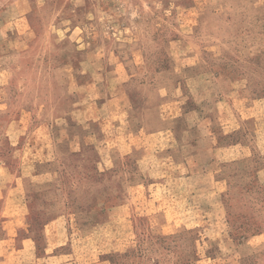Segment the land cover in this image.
Segmentation results:
<instances>
[{
	"label": "rangeland",
	"instance_id": "374dc122",
	"mask_svg": "<svg viewBox=\"0 0 264 264\" xmlns=\"http://www.w3.org/2000/svg\"><path fill=\"white\" fill-rule=\"evenodd\" d=\"M252 3L263 5L254 16L263 17L264 0ZM230 17L231 0H0V64L7 72L3 79L7 114L0 117V264H110L112 254L129 250L133 252L117 264H192L207 259L208 229L214 226L222 228L227 238L230 232L233 239L211 240L210 253L222 254L215 264H239L232 245L243 236L260 237L248 245L262 246L248 251L241 264H264V36L258 19L250 34L232 33L231 44ZM236 38L244 42L235 44ZM8 54L13 58L5 61ZM116 68L127 79L124 85L115 80ZM88 82L95 88L78 89L79 83ZM163 86L169 92L166 99ZM87 92L91 101L100 96L106 105L90 126L94 141L76 151L77 157L59 161L51 186L27 194L20 168L27 161L24 174H29L37 162V127L52 121L53 127L61 128L74 122L78 116L71 114L72 105ZM181 93L187 102L198 104L190 108H201L199 117L189 122L204 134L198 147L205 150L199 157L203 170L186 175V168L156 159L154 152L167 144L153 140L164 135L147 138L150 149L145 161L116 157L107 168L109 157L102 142L110 131L108 117H119L117 109L131 107L133 121L152 125L157 123L158 107ZM236 96L248 108L235 105L230 124L224 125L216 104H227ZM10 125L15 133L7 137ZM159 127L163 126L150 129ZM171 128L181 141L184 121ZM194 131L187 135L195 136ZM54 135L59 149L65 135ZM142 143L137 160L143 155ZM179 155L174 157L177 162ZM69 164L78 166L70 170L86 182L85 169L107 172L106 184L123 203L108 210L90 233H77L74 221L63 216L64 238L47 250L41 230L55 206L47 209L46 201L50 196L67 200L63 167ZM141 169L144 185L129 188V177ZM163 197L177 200L184 228L180 235L158 236L149 230L147 218L156 214L155 203ZM70 209L75 211L74 206ZM161 221L151 223L158 226ZM160 237L173 239L157 241Z\"/></svg>",
	"mask_w": 264,
	"mask_h": 264
},
{
	"label": "crops",
	"instance_id": "0c3cea01",
	"mask_svg": "<svg viewBox=\"0 0 264 264\" xmlns=\"http://www.w3.org/2000/svg\"><path fill=\"white\" fill-rule=\"evenodd\" d=\"M262 6H260L259 4L253 5L252 0H231V44L232 40H234L232 37V33L234 35L250 34L251 30H254V27L258 26V19H261L259 28L261 36H264V16H259L260 18L254 17L257 16L255 14H258L263 10ZM252 13H254V15ZM243 42V39H235V44L241 45V43ZM252 43L255 44V42L252 41L247 42V44L249 45H252ZM12 58L13 56L10 54L5 61H10ZM2 65L3 64H0V117L7 114V84L3 81L4 78L5 80L7 79V72L5 67H2ZM191 69L192 68H188V70ZM114 71L115 74H117V77H115L117 83H120V85H124L127 79L124 78L123 72L118 68H116V70ZM90 86L95 88L96 85L89 82L87 84L79 83L77 85L78 89H83L84 91H88L87 89H90ZM160 89H163L165 91L163 95L164 98H168L169 92L167 88L163 86ZM176 91H179V88L176 89ZM242 92L244 91L242 90L241 93ZM234 94L237 95V92H234ZM81 97L83 98L82 104L78 101ZM179 97L182 98L179 99ZM179 97L177 96V100L175 101L165 100V103L158 107V116L156 120L157 123L155 121L152 123V125L155 126L160 124L163 126L159 127L158 129L152 128L153 130H151L150 128L152 125L146 120H140L139 122L133 121L134 118L131 117V107L123 106L121 109H117L116 114H118L119 117L114 118L112 116H109L106 120L108 122V126L106 127L109 128L110 131L104 137L102 142L109 157V166L107 168L110 169L118 157L126 158L135 162L145 161L147 158H149L150 149L149 140L147 138L156 136L160 137L164 135V137L162 138H156L153 140L157 145H160V143L167 144L164 148H160L159 146L158 149L160 150L154 152V157L156 159L160 160V162H169L170 165H174L178 168H186V175H189V173L193 174L194 172L196 173L202 171L205 165L200 162L199 157L205 153V150L204 148L198 147H200V145L204 141V134L198 128V126H195L194 124H191L189 122L192 120L189 118H192L193 116L199 117L201 108H190L189 106L194 105L195 101L192 100L193 104L192 101L187 102L188 99L183 96L182 93ZM94 99L95 100L91 101L88 92L85 95H79L77 101L75 100V103H73V108L71 110V114L76 117L78 116V118H75L76 121L75 119H73L74 122L67 124L65 127L55 128L53 127L52 123L54 122L52 121L50 124L43 122L37 127V136L35 138V143L38 148L37 150L35 149V155L36 157H38V159L36 160L37 162L35 164H32L34 169H32L29 174H24V172H27V167L24 168V165L28 166L27 161L25 162V160H23V167L20 168L19 179L22 187L25 189V192L27 194L32 192H40L44 190V186H51L52 182L58 175L57 172L59 161L65 156L76 153V151H78L82 146L87 145L90 141H94L92 139L93 135L89 134V130H91L90 126H92L94 120H96L94 116L101 114L103 109H105L106 107L104 101L101 103V99L104 98H101L99 96ZM243 99L246 101V99L248 98L243 97ZM222 100L224 99H221V101ZM96 104H100L99 108ZM93 105H95V110ZM235 105H237L238 107H247L245 106V102L239 99L238 96H236L235 100H233L232 102L228 101L227 104H222V102L220 101L217 102L216 110L218 111V116H221L219 120H222L224 125L230 124L232 109L236 107ZM202 119L203 114L201 115V120ZM180 121H184V123L186 124V130L184 131V136L182 137L181 141H179L178 138L174 136V131L171 128V126ZM9 127L11 128V130H9L5 134V136H14V127L11 125ZM192 129H195V131ZM190 131H194L195 136H188L187 133ZM55 132H63L65 135L64 138L60 140L62 147H60L59 149H57L58 139L57 136L54 135ZM140 143H142V145L144 146L143 155H141V157H139L140 159L138 158L137 160V153L140 149ZM23 150L25 151L24 158L26 159L28 146H25ZM212 151L213 150L207 151V153H209L210 155L209 162H207L209 163V166L213 161ZM160 153H164V155H159ZM177 153H179V156H181V160L178 162L175 161L174 158ZM190 167H194V170L191 171ZM46 168L49 169L46 170ZM138 171L139 172L134 171L135 173H133V175L129 177V188L144 185V181H142L143 175L141 174L143 169ZM34 181L40 182L41 184H33L32 182ZM66 203L67 202L65 198L60 196H50L46 201L47 209H51L53 208V206H55V210H52L53 212H50V219L46 223H44L45 225L41 230V235L44 241L45 248L47 250L54 249L61 244L62 238L64 237L60 223L61 219L65 215L69 216L71 220L74 221L73 224H75L77 228V233H80L81 231L84 233L91 232L86 214H75L70 212L68 207L66 206ZM155 208L156 214L150 218H147L149 230L153 235H178L184 232L183 223L180 222L181 220L177 212V200L174 197H163L161 200H158L155 203ZM158 219H161L162 221L158 226H154L151 222ZM223 231L224 230H222V228H219L218 226H214L208 229L210 240H207V259L203 261H195L193 264H215V260L218 258V256L220 258L222 254H220V250H217L215 253H210V249L212 247L211 240H219L223 243H226L228 238L231 241L233 240L230 232L228 233L227 238V234ZM255 238L260 239V237L258 236H249L242 242H236L234 243V245H232L234 252H236L239 256V264H241L242 258L248 253V251H250L249 254H251L252 250L255 249L254 252H256L262 246V243L258 244L254 248L248 245L249 242ZM224 247V251L226 249L227 251L229 250L228 246L224 245ZM247 247L250 248V250H246Z\"/></svg>",
	"mask_w": 264,
	"mask_h": 264
},
{
	"label": "trees",
	"instance_id": "16d2710c",
	"mask_svg": "<svg viewBox=\"0 0 264 264\" xmlns=\"http://www.w3.org/2000/svg\"><path fill=\"white\" fill-rule=\"evenodd\" d=\"M262 55L264 58V53ZM68 157H77V154L74 153L69 155ZM65 167H63V169L65 170L64 172L65 175L63 177L64 187L62 189L66 191L68 195L66 197L67 199L66 206L68 207L69 210H71L70 209L71 206H74L75 209L73 210L75 211H73L72 213L75 214L85 213L88 218V224L90 228L97 226L99 223H102L105 220L108 210L115 208L117 205H122L123 200L120 197V195L115 193L114 189L106 184L107 181L106 177L108 176L107 172H95L96 171L95 169H90V170L85 169L82 173L86 174L84 175L85 177L87 176L88 180L86 182L85 179H82L81 177L79 178L76 171L70 170L71 167H73L72 169H77L78 166L76 164H71V165L69 164L68 166ZM72 179L73 180L76 179V182L73 184H71L72 181L70 183V180ZM69 197L71 198V200L68 199ZM70 201H71V205H70ZM29 225L30 223H27V226ZM246 238H247L246 236H243L239 239L238 242L240 243ZM171 239L173 238L172 237L156 238V240L160 242H166ZM130 252L131 250H129L127 254ZM127 254L124 255L112 254L110 258H108L107 260L110 264H117L116 262L118 260L124 259L127 256Z\"/></svg>",
	"mask_w": 264,
	"mask_h": 264
}]
</instances>
